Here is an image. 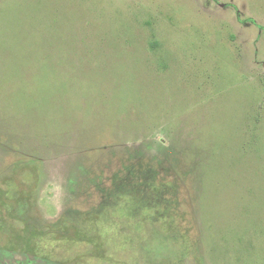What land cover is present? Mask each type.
I'll return each mask as SVG.
<instances>
[{"label": "rangeland", "instance_id": "rangeland-1", "mask_svg": "<svg viewBox=\"0 0 264 264\" xmlns=\"http://www.w3.org/2000/svg\"><path fill=\"white\" fill-rule=\"evenodd\" d=\"M0 264H264V0H0Z\"/></svg>", "mask_w": 264, "mask_h": 264}]
</instances>
